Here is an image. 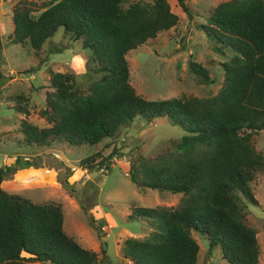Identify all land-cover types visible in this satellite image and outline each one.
Returning <instances> with one entry per match:
<instances>
[{
	"label": "trees",
	"instance_id": "16d2710c",
	"mask_svg": "<svg viewBox=\"0 0 264 264\" xmlns=\"http://www.w3.org/2000/svg\"><path fill=\"white\" fill-rule=\"evenodd\" d=\"M127 2L45 0L40 8L26 1L13 6V44L28 42L40 50L62 28L64 38L80 42L90 53L98 76L83 90L72 73H53L40 111L49 127L22 122L25 143L92 146L136 120L166 119L185 134L155 157L138 154L129 163L128 174L139 188L181 198L172 207L133 209L130 218L147 221L150 232L123 241V264L126 260L196 264L199 246L193 232L208 241L209 251L218 248L227 264H259L256 231L245 222V202L256 204L251 183L264 170V157L252 140L264 131V0L220 2L199 25L215 50L229 56L222 63V84L214 96L163 100H148L136 93L126 56L174 27L178 16L168 0L133 1L124 7ZM178 4L190 15L184 0ZM190 69L203 84L214 83L201 64L190 61ZM115 154L102 157L97 152L80 165L89 172L109 171ZM21 162L16 159L13 166L0 167V264H113L106 242H101L97 253L65 232L60 204L34 203L1 187L9 173L31 166ZM62 185L73 191L67 178ZM88 220L102 239L104 221L91 216Z\"/></svg>",
	"mask_w": 264,
	"mask_h": 264
},
{
	"label": "rangeland",
	"instance_id": "374dc122",
	"mask_svg": "<svg viewBox=\"0 0 264 264\" xmlns=\"http://www.w3.org/2000/svg\"><path fill=\"white\" fill-rule=\"evenodd\" d=\"M20 1L42 7L45 0H0V167L13 166L16 159L23 166L11 172L1 183L10 194H17L34 203H58L64 215V230L82 247L99 253L106 242L113 264H123L121 246L126 238H143L150 232L148 222L130 218L135 207H172L180 194L139 188L129 179V163L138 154L151 158L170 150L184 130L166 119L151 123L134 121L114 137L96 145L71 146L53 141L50 145H27L21 123L38 128L49 127L40 116L51 75L72 73L83 90L98 76L93 72L90 53L78 41L64 38L59 28L40 50L28 42L13 44L10 35L12 8ZM151 3L152 0H129ZM227 0H184L190 15L178 4L168 0L171 11L178 16L177 24L157 34L142 46L130 51L126 60L129 81L136 93L148 100H163L181 96H214L223 78L222 63L229 56L219 53L214 43L199 27L220 3ZM129 2L124 4L126 7ZM35 4V6H34ZM41 9L37 11L39 14ZM190 61L207 68L213 84H203L191 71ZM255 149L264 157V131L252 137ZM99 152L102 157L116 152L107 171H87L80 161ZM73 185L68 191L62 181ZM251 188L256 204L246 203V224L255 229L259 247V264H264V170L258 172ZM88 216L104 221V236L99 239L90 226ZM199 246L196 264H227L218 248L209 251L208 241L193 232ZM100 257V254H99ZM35 264H50L36 262Z\"/></svg>",
	"mask_w": 264,
	"mask_h": 264
},
{
	"label": "built area",
	"instance_id": "2783aa9c",
	"mask_svg": "<svg viewBox=\"0 0 264 264\" xmlns=\"http://www.w3.org/2000/svg\"><path fill=\"white\" fill-rule=\"evenodd\" d=\"M125 263H126V264H133L132 262H130V261H128V260H126Z\"/></svg>",
	"mask_w": 264,
	"mask_h": 264
}]
</instances>
